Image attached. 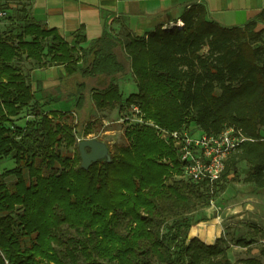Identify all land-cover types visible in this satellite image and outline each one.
<instances>
[{
	"label": "trees",
	"instance_id": "obj_1",
	"mask_svg": "<svg viewBox=\"0 0 264 264\" xmlns=\"http://www.w3.org/2000/svg\"><path fill=\"white\" fill-rule=\"evenodd\" d=\"M261 20L227 28L195 4L172 29L161 25L138 36L122 25L89 43L75 33L71 44L31 11L16 12L10 31L0 33V163L15 162L0 174V264H232L224 237L212 244L190 237L191 216L211 205L231 175L232 183L240 181L243 163L250 167L243 181L264 191ZM25 59L31 71L62 67L63 80H79L36 89L24 75ZM129 75L137 92L123 98L117 82ZM59 94L74 100L79 114L92 101L99 111H132L145 124L128 127L127 144L85 170L80 132L56 122L58 111L44 112ZM24 109L34 119L16 126ZM191 124L208 136L233 127L246 138L217 180L193 182L173 138L159 135ZM75 146L72 157L61 151ZM7 177L15 181L9 185ZM249 228L252 240L231 244L248 248L264 239V229Z\"/></svg>",
	"mask_w": 264,
	"mask_h": 264
},
{
	"label": "rangeland",
	"instance_id": "obj_2",
	"mask_svg": "<svg viewBox=\"0 0 264 264\" xmlns=\"http://www.w3.org/2000/svg\"><path fill=\"white\" fill-rule=\"evenodd\" d=\"M0 7L2 10L7 11L8 14L6 18L0 19V33L10 31L13 27L10 19L15 18L16 12L22 9L30 12L29 0H0ZM178 25L179 22L177 21L166 29H172ZM262 45H264V39L262 40ZM22 67L24 75H26L27 79L31 82L30 73L31 69L34 68L33 62L25 59L22 63ZM37 76H39L40 80L41 77L46 78L42 83V88L48 91L52 89L55 90L58 83L64 82L66 86H69L73 79L79 80L78 76L63 80L60 71L54 69L50 70L49 73H39ZM117 84L123 98H127L130 94L137 92V87L132 75L120 79ZM35 88H38L37 85ZM38 95L42 97L41 92H39ZM57 97L59 98L57 103L51 108L44 109V112L49 113L53 110L58 111L59 115L54 117L56 122L71 125L77 132H80V134L76 136L78 139L77 147L82 141L95 139L107 145L110 157L118 147L127 144L125 138L126 129L132 124L144 123V121L132 111L120 112L118 108L99 111L93 106L92 101L86 106L84 114H79L74 111V100L62 98L60 94ZM38 100L41 101L40 98ZM33 119L32 110L24 109L17 118H14V123L16 126L24 127L28 121ZM147 124L153 126L152 123ZM158 131L159 135L165 141H169L170 134L168 131ZM182 133H188L191 137H199L202 134L194 124H191L187 130ZM261 134L264 136V128H262ZM61 151L63 154L72 157L77 152V149L76 146L71 148L64 147ZM13 168H15L14 160L4 159L0 163V174L12 170ZM249 170L250 167L246 163L239 165L240 181L232 183L230 181L232 178L231 175L228 178V182L224 183V189L217 193L211 205L198 210L191 216L194 227L190 231V237H198L209 244L214 243L216 239L220 237H224L229 242L228 257L232 264H245L247 260L251 259L258 260L264 264L263 238L256 237V242L248 248H241L231 244L232 238L243 237L247 238L249 241L252 240L253 236L249 228L251 225H256L260 229H264V191L255 190L251 185L243 181ZM3 180L9 185L15 181L13 177H7Z\"/></svg>",
	"mask_w": 264,
	"mask_h": 264
},
{
	"label": "crops",
	"instance_id": "obj_3",
	"mask_svg": "<svg viewBox=\"0 0 264 264\" xmlns=\"http://www.w3.org/2000/svg\"><path fill=\"white\" fill-rule=\"evenodd\" d=\"M29 3L37 22L56 29L71 44L75 33L84 35L89 43L105 32H119L122 25L135 35L146 36L158 26L164 25L166 29L177 21L182 24L183 11L195 4L204 5L209 19L223 27H243L262 17L258 24L264 28V0H29ZM53 69L63 75L62 67L31 71L33 87L37 83L42 86L46 79L40 80L37 74ZM36 97L42 99L38 94Z\"/></svg>",
	"mask_w": 264,
	"mask_h": 264
},
{
	"label": "built area",
	"instance_id": "obj_4",
	"mask_svg": "<svg viewBox=\"0 0 264 264\" xmlns=\"http://www.w3.org/2000/svg\"><path fill=\"white\" fill-rule=\"evenodd\" d=\"M7 16V11L0 7V19ZM170 137L173 138L181 160L185 163V175L195 183L219 179L225 170L229 155L246 140L242 133L233 127L226 128L219 136H208L202 132L199 137H191L188 133H172Z\"/></svg>",
	"mask_w": 264,
	"mask_h": 264
},
{
	"label": "water",
	"instance_id": "obj_5",
	"mask_svg": "<svg viewBox=\"0 0 264 264\" xmlns=\"http://www.w3.org/2000/svg\"><path fill=\"white\" fill-rule=\"evenodd\" d=\"M86 148L82 143L79 144V152L82 161V167L88 170L94 163L101 160H110L108 147L105 143L95 139L85 141Z\"/></svg>",
	"mask_w": 264,
	"mask_h": 264
}]
</instances>
